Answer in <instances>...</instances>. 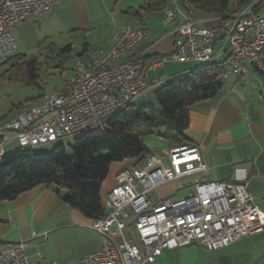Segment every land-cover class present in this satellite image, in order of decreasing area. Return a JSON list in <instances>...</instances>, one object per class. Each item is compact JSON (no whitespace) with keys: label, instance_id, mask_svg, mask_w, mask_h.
I'll list each match as a JSON object with an SVG mask.
<instances>
[{"label":"built area","instance_id":"obj_1","mask_svg":"<svg viewBox=\"0 0 264 264\" xmlns=\"http://www.w3.org/2000/svg\"><path fill=\"white\" fill-rule=\"evenodd\" d=\"M63 1L0 0V64L17 51L14 27L51 13ZM261 1L238 4L227 17L201 19L175 0V8H165L164 18L166 34L174 37V51L170 56L152 54L149 63L148 29L124 25L101 57L74 58L73 75L62 89L0 121V150L13 139L21 148L68 144L88 131L108 127L115 113L154 88L149 70L170 59L204 65L227 55L232 72L241 78L248 76L251 66L264 70ZM212 17L218 25H199ZM217 40L222 42L219 50ZM206 170L200 147L190 141L152 151L121 170L106 196V216L91 225L102 234V245L78 264H152L165 249L191 244L220 249L263 231L264 210L248 182L201 178ZM173 181L194 188L179 199L150 197L152 190ZM26 247L22 240L0 248V264H30ZM38 264L61 263L41 258Z\"/></svg>","mask_w":264,"mask_h":264},{"label":"crops","instance_id":"obj_2","mask_svg":"<svg viewBox=\"0 0 264 264\" xmlns=\"http://www.w3.org/2000/svg\"><path fill=\"white\" fill-rule=\"evenodd\" d=\"M67 1L69 0L55 5L51 13L37 20L26 21L14 27L17 51L8 63L0 64V121L12 115L17 107L40 101L47 94L46 92L25 98L19 90L15 92L14 84L25 87L38 86L42 89L41 73L37 80H32L26 68V62L32 59L27 48L30 47L29 23L48 22L60 14L61 17L72 18V30L92 35L98 40L112 34L109 30L100 31V28L110 20V17L113 18L117 7L123 1L127 6L124 8L125 11L130 7L137 8L144 2V0H76L75 9L73 7L70 9V3ZM136 4L139 6L136 7ZM167 7L175 8V0H168ZM259 10L264 14V1ZM161 11L163 12L161 28L147 26L146 19L152 16L153 12L145 16L143 22L138 20L140 24L135 26L145 27L149 31L147 44L152 45V49L145 57L147 63L150 62L152 54L170 56L174 51V37L166 34L165 9ZM198 17L202 19L207 16ZM218 24L219 20L214 17L199 22L201 27H214ZM116 30L117 28L101 55H90L88 43L82 54L78 55L89 58L101 57L113 45ZM22 43H27V46L23 52H19ZM221 47V40H217L216 49L219 50ZM35 58L40 60L39 57ZM218 61H226L230 66L227 55H222ZM169 62H181V65L169 70L162 80L154 81L150 77L153 89L167 80L180 78L199 66L195 61L170 59L165 63ZM165 63L150 70H158L164 67ZM40 67L42 69L41 64ZM250 68L248 76L241 78L232 72L230 66L224 88L215 96L197 102L189 108V126L185 134L190 142L200 147L207 165V170L201 178L248 182L249 189L264 210V70H257L252 66ZM145 140L152 151H161L172 145L158 135L147 136ZM12 142L14 139L4 146L3 151L0 150V158L8 153L7 147ZM138 160L139 158H128L120 163L111 164L101 191L105 208L107 193L115 186L117 173L131 168ZM184 188L177 181L169 182L152 190L150 197L153 199L172 197V194ZM94 220L78 210L71 209L66 203L64 192H59L54 186L39 185L22 193L15 200L0 203V248L22 240L28 242L34 233L43 234L55 230L70 232V236L75 237V246L72 241V244L63 246L62 250L54 253L42 250L30 253L32 245L27 243L26 254L30 264H38L41 258L48 261L59 260L61 264H78L82 256L99 249L102 245V234L91 226ZM43 221H47V224L45 225ZM36 225L40 230L34 228ZM152 264H264V230L220 249H208L199 244L165 249Z\"/></svg>","mask_w":264,"mask_h":264},{"label":"trees","instance_id":"obj_3","mask_svg":"<svg viewBox=\"0 0 264 264\" xmlns=\"http://www.w3.org/2000/svg\"><path fill=\"white\" fill-rule=\"evenodd\" d=\"M177 1L183 8L193 9L196 16L227 17L238 4L247 0ZM167 6L168 0H144L141 6L130 7L125 13L143 22L145 16ZM67 49L71 52V46ZM26 68L32 80L39 78L38 59H29ZM228 74L226 61L199 65L155 89L159 109L145 104L128 105L112 116L108 127L75 137L68 143L70 149L67 144H56L50 152L29 147L5 154L0 158V203L15 200L22 193L45 184L64 192L71 209L90 219L105 217L107 211L101 191L111 164L152 153L146 144L147 136L158 135L171 144L189 141L185 134L189 108L215 96L224 88Z\"/></svg>","mask_w":264,"mask_h":264},{"label":"rangeland","instance_id":"obj_4","mask_svg":"<svg viewBox=\"0 0 264 264\" xmlns=\"http://www.w3.org/2000/svg\"><path fill=\"white\" fill-rule=\"evenodd\" d=\"M67 2L70 3V9L72 7L75 9L76 0H69ZM125 6L126 3L123 1L117 7L115 14H113V18L110 17V20H108L106 24L100 28V31L109 30L113 34V31L116 28L117 30H120L126 24L138 26L140 24L138 20L125 13L124 8H127V6ZM135 6L137 7L139 5L136 4ZM162 13V11L153 12L152 16L146 19L147 26L157 27L158 29L161 28L163 17ZM72 22L73 20L71 17H61L59 14L58 16H54L48 22H31L28 24L30 32L28 43L30 44V47L27 46V43H22L19 47V52H23L24 48L27 46L29 55H32L30 58L39 57V62L42 65V69H40V84L42 89L38 86L25 87L20 84H14L16 90L15 92L19 90L25 98H28L62 89L64 85L70 81L73 75L74 58L81 53L85 47H87V43L90 45V55L99 56L101 55L102 50L111 42L112 34L96 40L92 35L72 30ZM68 46H71V52L68 51ZM165 64L164 67H161L158 70L149 71L151 79L154 81L162 80L169 70H173L176 66L179 67L181 62H169L166 65ZM226 67L230 70V66L228 64H226ZM157 88H160V86H157ZM154 91L155 89L147 91L145 95L137 99L136 104H145L152 106L155 109H159L160 106L156 100ZM55 146L56 144H46L37 146L35 149L39 152H50ZM67 146L68 149H70L69 144H67ZM19 148H21L19 142L14 140V142L7 147V150L8 153H10ZM120 162L121 161H117L115 163ZM193 188V185H189L180 190L178 193L172 194V198H182L192 191ZM152 193L153 191L149 194L151 195ZM44 224L46 225L47 221H45ZM34 228L36 230H40L38 225ZM72 241H74L73 246H75V237H71L70 232L55 230L48 233L47 237H44L42 234L35 233V235H33L27 243L32 245L29 250L30 253L37 252L39 250L51 251L54 253L55 251L62 250L63 246L72 244Z\"/></svg>","mask_w":264,"mask_h":264}]
</instances>
